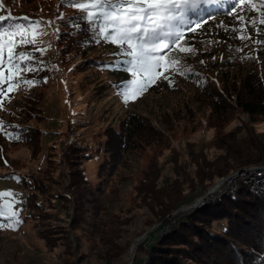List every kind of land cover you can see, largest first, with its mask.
Segmentation results:
<instances>
[{"label":"rangeland","instance_id":"1","mask_svg":"<svg viewBox=\"0 0 264 264\" xmlns=\"http://www.w3.org/2000/svg\"><path fill=\"white\" fill-rule=\"evenodd\" d=\"M56 2L0 0V16H22L41 22L43 27L40 31L45 34L37 38L33 50L47 49L43 55L40 52L36 55L44 68L51 72V76L46 79L48 86L41 90L44 99L39 107L44 119L40 123L35 120L30 122L42 131L37 148L39 152L31 156L25 146L9 141L5 127L0 130V156L6 162L4 167L0 166V173H7L12 168L21 177L32 175L41 182L38 184L44 188L43 198L48 201L40 212L43 221L36 224L20 219L22 224L16 230H0V264H144L147 256L145 251L155 236L178 225L181 216L212 202V195L219 194L229 186L227 179L230 176L246 168L260 167L259 164H252L236 168L231 159L226 164L229 170L222 177L199 182L196 176L199 172H207L204 162L224 153L218 148L219 135L236 132L238 138H249L250 134H257L264 141V116L250 118L235 114L217 131L207 121L208 110L204 103L197 101V89L184 80H176L178 76L171 72L165 73L172 81L171 86L161 78L139 99L128 104L122 102L117 84L101 90L100 83H104L107 78L103 72L94 73L83 64H78L73 71L64 73L49 57L54 20L59 18L55 17ZM234 8L236 15L246 18L257 15L246 6ZM240 23L231 14L212 17L195 35L197 38L187 43L197 50L196 53L201 52L196 40L233 39L237 33L231 29L239 27ZM244 23L251 39L242 41L235 38V41L264 56V43H256L264 41V34L256 31L257 27L264 28V25L257 22L256 26H252L247 19ZM220 25H225L228 31ZM108 43L122 56L119 46ZM98 54L95 53V56ZM194 56H187L182 62L192 60ZM106 57L103 53V58ZM119 59L123 61L125 57L114 59L116 66ZM74 60L77 58L74 57ZM118 70V76H125V80L131 79L130 74L121 68ZM36 73L39 72H30L29 75ZM23 91L22 86L8 93L11 100L0 110L3 124L19 105ZM132 113L157 126L161 131L160 138L149 141L145 147L128 151L112 172H104L102 191L95 192L96 199L90 194V189L98 183L95 162H100L101 157L85 164L88 185L76 182L72 186L61 180L62 168L65 173L76 165L66 162L67 167L61 162L63 145L67 134L71 132L68 129L72 130L75 139L82 141L85 148L88 145V148L96 149L106 139L104 133L111 135L110 128L119 129L123 117ZM70 119L73 121L71 124ZM3 190L16 193L15 190L22 189L14 180L0 179V191ZM64 191L70 192L74 205L70 201L60 205L56 200L55 194H63ZM80 195L84 200L82 203ZM170 198L178 205L164 215L168 208L173 207L171 201L170 207L165 208L166 200ZM198 200L204 204H197L194 208ZM88 201L95 202L86 204Z\"/></svg>","mask_w":264,"mask_h":264},{"label":"trees","instance_id":"2","mask_svg":"<svg viewBox=\"0 0 264 264\" xmlns=\"http://www.w3.org/2000/svg\"><path fill=\"white\" fill-rule=\"evenodd\" d=\"M56 1L55 17L59 18L54 20L52 51L49 55L51 62L59 66L64 73L73 71L78 64L90 68L91 72L105 73L107 78L104 83H100L102 91L106 87L112 88L115 84L126 81L125 76H118L117 73L123 66H116L113 63L114 59L122 56L110 48L107 41L98 38L87 21L80 20L83 13L69 6L71 0ZM235 6L236 0H220L219 4L206 5L208 11L193 18L194 22L201 23V27L195 32H186L185 39L194 40L197 38L195 35L212 20V17L229 14ZM20 17L22 16L16 18ZM73 22L79 27H73ZM4 27H7V23L0 24V28ZM196 41L201 52L196 53L194 59L182 62L184 69L190 71L186 75L176 73L178 77H174L176 80L188 82L197 89V101H202L207 108V121L210 126L217 128L218 131L235 114L250 118L264 116V56L255 53L247 45L236 42L234 38ZM33 46L27 45L17 50L33 52L37 58L36 53L39 52L34 51ZM236 49L241 51L237 52ZM95 53L99 54L95 56ZM103 53L108 57L103 58ZM74 57L77 60H74ZM104 66L107 67L104 69ZM29 73L25 78L35 80L36 84L30 88L23 86L20 103L3 126L6 133L18 131L23 136L22 142H11L25 146L32 156L39 152L37 148L42 131L30 122L35 120L40 123L42 118L44 119L42 109L39 107L44 99V92L41 90L48 86L46 79L51 76V72L45 69L36 75L30 76ZM198 81H203V85ZM71 122L73 121L70 119L69 124ZM8 125L17 127L8 128ZM110 129L112 134L108 136L104 133L106 139L99 143L96 149L88 148V145H85L87 146L85 148L82 141L74 138L71 129H68L70 133L66 131L68 134L63 145L61 162L67 167L69 163L76 165L65 173L62 168V181L72 186H75L76 182L88 185L89 177L85 166L91 159L95 161L101 157L100 162H95L98 183L92 185L90 189V194L94 197L96 191H102L104 175L114 170L119 159L136 147L142 148L147 146L149 141H157L161 132L153 123L135 113L123 117L119 129ZM237 135L236 132H230L218 136L220 139L218 148L224 150V153L204 162L207 172L205 174L199 172L196 175L199 182L224 176L229 170L226 164L231 159L236 168L264 164V141L261 137L250 134L249 138H238ZM3 165L5 166V162L0 156V166ZM17 172L16 169L10 168L7 173H0V179L10 181L11 179L4 178L16 175ZM16 176L21 177L20 174ZM22 178L17 182L22 190L15 192L23 203L16 205L15 208L21 209L19 219L38 224L44 220L40 212L43 211L45 202H48L42 195L44 188L32 175ZM69 193L64 191L63 194L58 192L55 194L60 205L63 202H71L74 205L72 195ZM83 201L80 195V203ZM171 201L173 207H170ZM93 202L95 201H88L86 204ZM166 203L165 208H170L166 212L163 211L164 215L178 205L171 198L166 200ZM160 209L162 211L161 207ZM145 252L147 256L144 264H264V190L252 191L247 185H240L233 195L225 193L190 214L181 216L178 225L155 236Z\"/></svg>","mask_w":264,"mask_h":264},{"label":"snow or ice","instance_id":"3","mask_svg":"<svg viewBox=\"0 0 264 264\" xmlns=\"http://www.w3.org/2000/svg\"><path fill=\"white\" fill-rule=\"evenodd\" d=\"M219 3L220 0H71L69 6L83 13L80 20L87 21L98 38L121 48L125 59L117 66L122 65V70L130 74L131 79L121 81L116 89L122 102L128 104L139 99L161 78L171 86L172 81L165 73L186 75L190 71L184 69L182 61L187 56L196 55L197 50L187 43L185 33L195 32L201 27V23L194 22L193 18L208 11L206 5ZM236 6H246L257 14L246 18L236 15V8L229 13L241 22L239 27L231 29L237 33L233 38L249 40L244 22L247 19L252 26L257 22L264 25V0H236ZM4 23L7 27L0 28V110L11 100L8 93L22 86H35V80L25 78L27 73L45 70L43 62L38 61L33 52L17 50L35 45L37 38L45 34L40 31L43 27L41 22L28 17L0 16V24ZM73 27L79 25L73 22ZM220 27L228 31L225 25ZM256 31L264 34V28L257 27ZM46 50L34 48L41 55ZM198 83L203 85L204 82ZM3 127L0 121V130ZM6 136L12 142L24 139L18 131L6 133ZM4 179L20 182L23 178L13 174ZM22 203L12 190L0 191V230L14 231L22 223L19 219L21 209L15 208Z\"/></svg>","mask_w":264,"mask_h":264},{"label":"built area","instance_id":"4","mask_svg":"<svg viewBox=\"0 0 264 264\" xmlns=\"http://www.w3.org/2000/svg\"><path fill=\"white\" fill-rule=\"evenodd\" d=\"M227 182L229 183V186H227L223 191H220L219 194L212 195V199L210 201H214L215 199H217V197L219 198L225 193L233 195L236 192V187L240 185H247V187H249L252 191L264 190V165H260V167L258 166L256 168H246L235 176H230L227 179ZM200 204L203 205L204 203L200 201L198 205Z\"/></svg>","mask_w":264,"mask_h":264},{"label":"water","instance_id":"5","mask_svg":"<svg viewBox=\"0 0 264 264\" xmlns=\"http://www.w3.org/2000/svg\"><path fill=\"white\" fill-rule=\"evenodd\" d=\"M199 202H200V200H198V202H197L195 205H193V207L196 206ZM190 208H191V207H190Z\"/></svg>","mask_w":264,"mask_h":264}]
</instances>
